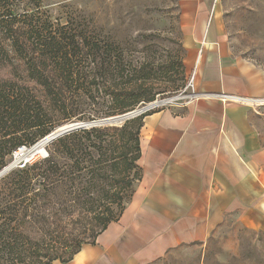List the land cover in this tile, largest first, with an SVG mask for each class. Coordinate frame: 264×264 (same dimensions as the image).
I'll return each instance as SVG.
<instances>
[{"label": "trees", "instance_id": "1", "mask_svg": "<svg viewBox=\"0 0 264 264\" xmlns=\"http://www.w3.org/2000/svg\"><path fill=\"white\" fill-rule=\"evenodd\" d=\"M146 44L79 31L43 0H0V171L52 134L53 116H67L72 99L94 102L106 90L112 118L180 92L177 83L156 85L163 68L134 56ZM152 113L66 135L0 179V264L69 263L118 222L143 177L141 131Z\"/></svg>", "mask_w": 264, "mask_h": 264}, {"label": "crops", "instance_id": "2", "mask_svg": "<svg viewBox=\"0 0 264 264\" xmlns=\"http://www.w3.org/2000/svg\"><path fill=\"white\" fill-rule=\"evenodd\" d=\"M218 2L179 0L186 66L206 96L144 119L131 203L66 264H154L230 218L264 234V70L232 52Z\"/></svg>", "mask_w": 264, "mask_h": 264}, {"label": "rangeland", "instance_id": "3", "mask_svg": "<svg viewBox=\"0 0 264 264\" xmlns=\"http://www.w3.org/2000/svg\"><path fill=\"white\" fill-rule=\"evenodd\" d=\"M43 1L54 18L63 23L73 21L79 31L96 32L107 41L117 40L128 44L146 41L147 52H141L144 46L141 45L133 53L163 68L152 76V81L158 86L166 82L177 83L183 86L182 91L194 75V71L191 72L186 66L179 0ZM218 7L232 52L264 70V0H219ZM150 36L162 38H145ZM181 59L183 69L179 66ZM105 91L101 89L99 93L95 92L94 102L78 98L70 100L67 116L58 113L53 116L52 123L56 125L53 132L72 124H91L109 119L105 115L111 105ZM176 96L160 95L157 100L164 101ZM173 107L176 105L171 104L163 109ZM255 107L264 117V99ZM30 149L19 148L9 160V165L20 159L19 153ZM44 153L27 156L16 168L43 159L47 156V152ZM154 264H264V234L247 230L230 218L207 243L179 247Z\"/></svg>", "mask_w": 264, "mask_h": 264}, {"label": "water", "instance_id": "4", "mask_svg": "<svg viewBox=\"0 0 264 264\" xmlns=\"http://www.w3.org/2000/svg\"><path fill=\"white\" fill-rule=\"evenodd\" d=\"M139 113H140L139 111H135V112L123 115V116H117V117L105 119V120H102V121L97 122V123L96 122L91 123V124L77 123V124H72V125L66 126L64 128H61V129L53 132L52 134H50L48 144H51L52 142L66 136V135H69L73 132H76V131H79L82 129L92 128L94 126H118V125H122L123 123H125L128 120L136 118ZM45 153H46V150H45ZM18 164H19V162L16 163V161H15L14 163L8 165L2 171H0V179H2L9 172H11L13 169H15Z\"/></svg>", "mask_w": 264, "mask_h": 264}, {"label": "built area", "instance_id": "5", "mask_svg": "<svg viewBox=\"0 0 264 264\" xmlns=\"http://www.w3.org/2000/svg\"><path fill=\"white\" fill-rule=\"evenodd\" d=\"M176 94H177V96L173 97L172 99H168V100H164V101L156 100L155 102H152V103L145 105L144 107L137 110L140 112L137 117L148 114V113H152V112L162 110L163 107L171 105V104H174L176 106L180 105L177 102H180L182 100H184L185 102H192V101L198 100V99L206 96L203 93H198L195 91V73L192 76L190 82L184 88V90H182ZM164 102H167V104H164Z\"/></svg>", "mask_w": 264, "mask_h": 264}, {"label": "bare ground", "instance_id": "6", "mask_svg": "<svg viewBox=\"0 0 264 264\" xmlns=\"http://www.w3.org/2000/svg\"><path fill=\"white\" fill-rule=\"evenodd\" d=\"M262 102V101H261ZM164 104H167V102H164ZM49 138L50 136L46 137L45 139L41 140L40 142H38L37 144H35L30 151H22L21 153L18 154V161H16V163L20 162L22 159H26L27 156L29 155H35V154H41L45 152V148L47 147L48 142H49Z\"/></svg>", "mask_w": 264, "mask_h": 264}]
</instances>
